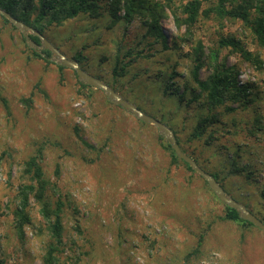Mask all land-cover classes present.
Wrapping results in <instances>:
<instances>
[{"label": "rangeland", "instance_id": "obj_1", "mask_svg": "<svg viewBox=\"0 0 264 264\" xmlns=\"http://www.w3.org/2000/svg\"><path fill=\"white\" fill-rule=\"evenodd\" d=\"M185 1L172 0L170 7ZM214 1L201 0L202 8ZM98 5L95 14L48 26L43 36L169 126L182 148L264 222V48L250 25L199 16L185 34L165 8L163 49L146 36L141 19L110 25L105 0ZM221 35L238 38L263 63L245 60L237 48H220L219 60L237 66L240 83H251V100L227 102L233 111L214 109L217 121L192 138L205 114L198 100H190L193 47L200 42L207 56ZM31 50L21 31L0 16V264H42L49 235L38 206L31 200V224L21 238L12 214L23 162L32 155L54 185L47 198L59 193L64 201L60 264H264V231L223 219L225 204L197 172L171 162L154 124L110 101L102 89L80 86L72 68ZM117 58L127 64L114 72ZM211 64L206 58L201 78ZM30 95L26 106L21 98Z\"/></svg>", "mask_w": 264, "mask_h": 264}, {"label": "trees", "instance_id": "obj_2", "mask_svg": "<svg viewBox=\"0 0 264 264\" xmlns=\"http://www.w3.org/2000/svg\"><path fill=\"white\" fill-rule=\"evenodd\" d=\"M98 2L99 0H0V7L43 35L48 26L59 25L79 13L95 14L99 7ZM170 2L172 0H105V9L110 17V25L120 20L129 24L134 17L141 19L146 26V36L153 42L161 43L163 49L167 48V37L161 26V19L166 14L165 8L171 9L175 26L178 29L184 26L185 34L189 33L199 16L214 15L219 21L228 17L238 19L245 24L248 23L255 40L264 48V0H215L206 8H202L201 0H186L175 9L170 7ZM33 13L34 16H32ZM0 16L4 21L9 22L5 17ZM29 36L32 41L39 43L37 35L30 34ZM222 47L237 48L245 60L257 64L258 67L263 63V59L258 54L246 50L239 39L234 36L221 35L217 41V47L210 48L207 56H205L203 45L200 42L193 47V65L190 70V78L194 86L190 100H198L205 109V114L197 118L191 133L192 138L203 135L212 123L217 121L216 114L212 112L214 109L223 107L226 111H233L234 107L227 105V102L245 104L251 100L249 97L251 83H240L237 66L234 64L227 65L224 61L219 60L218 54ZM31 52L35 57L50 62L47 59V56L50 55L48 49H42L40 52L31 50ZM206 58L212 63L211 71L205 78H201L199 70L205 64ZM74 59L79 61L77 57ZM126 64L127 62H123L122 58H117L114 72H117L116 67L123 70ZM80 86L87 87L83 83H80ZM177 96L182 99L184 89L178 92ZM21 101L29 106L31 95L21 98ZM207 111L211 112L209 116ZM78 137L86 146L92 147L80 136ZM175 137L181 149L187 153L176 135ZM163 147L169 151L171 162L175 163L179 160L189 170H192L186 162L176 157L168 143L163 144ZM188 155L191 156V154ZM191 157L193 158V156ZM21 174L22 181L18 184L15 197L16 204L12 210L16 233L21 238L24 234V227L31 224L29 208L31 200H33L38 206V211L44 220L49 235L41 257L42 264H60L59 256L64 246L61 215L64 201L59 193L54 200L47 198L48 186L54 187V185L45 177L38 155H32L23 162ZM211 174L221 184L218 176L214 173ZM222 218L231 221H243L244 225H251L250 222L241 219L235 209L226 205ZM76 229L79 230L78 226Z\"/></svg>", "mask_w": 264, "mask_h": 264}, {"label": "water", "instance_id": "obj_3", "mask_svg": "<svg viewBox=\"0 0 264 264\" xmlns=\"http://www.w3.org/2000/svg\"><path fill=\"white\" fill-rule=\"evenodd\" d=\"M0 14L4 16L7 20H9L15 27H17L19 31H21L26 43L30 47H32L34 51L40 52L42 49H48L50 51V55L47 57L48 60L54 61L57 64L63 65L65 67L72 68L75 71L79 81L94 88L102 89L110 101L115 104H119L126 110L136 115L142 121L154 124L157 127L158 132L168 143L169 147L174 151L176 157L186 162L192 170L197 172L206 181L210 189L221 202H223L226 206L235 209L241 219L250 222L254 226L264 231V222L261 219L255 216L244 204L240 203L234 197H232L211 173L204 170L195 161L194 158H192L190 155H188L181 149V147L177 143L173 130L169 126H167L160 120L146 114L135 104L124 99L118 92H116L108 84L103 82L99 77L92 75L85 69H83L76 59L69 58L64 55L45 36L40 34L37 30H34L28 24L15 18L8 11L2 9L1 7ZM30 34L37 35L39 37V43H35L34 41H32L29 36Z\"/></svg>", "mask_w": 264, "mask_h": 264}]
</instances>
